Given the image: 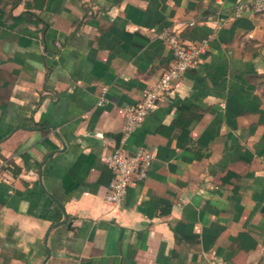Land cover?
<instances>
[{
  "label": "crops",
  "instance_id": "obj_1",
  "mask_svg": "<svg viewBox=\"0 0 264 264\" xmlns=\"http://www.w3.org/2000/svg\"><path fill=\"white\" fill-rule=\"evenodd\" d=\"M241 1L0 0V264H264V14ZM163 30L208 45L126 135ZM140 147L110 204L104 157Z\"/></svg>",
  "mask_w": 264,
  "mask_h": 264
},
{
  "label": "built area",
  "instance_id": "obj_2",
  "mask_svg": "<svg viewBox=\"0 0 264 264\" xmlns=\"http://www.w3.org/2000/svg\"><path fill=\"white\" fill-rule=\"evenodd\" d=\"M243 14L258 15L264 14V0H243L235 5L234 15ZM193 23L190 22L189 25ZM159 38L165 41L170 47L173 61L170 67L162 73L159 79L146 91L144 97L135 103H127L118 108V113L123 119V132L128 135L134 132L145 120L148 113L155 107L163 95L169 90L173 81L179 79L195 63L208 45L207 39L198 43L187 42L178 32L163 30ZM104 102L102 93L97 105ZM154 153L145 147L134 149L130 153H124L117 148L104 157L106 165L114 172V177L109 183V191L106 194V201L112 205H120L127 193L132 180L145 179L150 170ZM7 162L0 160V182L6 181L4 168Z\"/></svg>",
  "mask_w": 264,
  "mask_h": 264
}]
</instances>
